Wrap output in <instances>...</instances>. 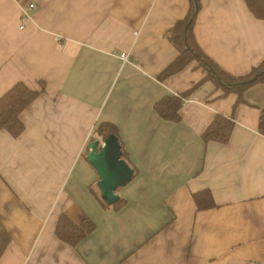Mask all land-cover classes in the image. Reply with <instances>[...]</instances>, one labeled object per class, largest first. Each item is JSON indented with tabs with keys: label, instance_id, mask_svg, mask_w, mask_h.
<instances>
[{
	"label": "crops",
	"instance_id": "0c3cea01",
	"mask_svg": "<svg viewBox=\"0 0 264 264\" xmlns=\"http://www.w3.org/2000/svg\"><path fill=\"white\" fill-rule=\"evenodd\" d=\"M189 10L190 0H0V98L17 84L39 93L20 136L0 131L10 237L0 264H264V82L241 100L203 82L177 120L155 111L205 78L196 62L159 78ZM193 36L231 77L264 62V20L244 0H200ZM217 116L232 122L229 139L205 143ZM104 125L133 170L111 207L85 159ZM61 217L93 229L71 246L55 235Z\"/></svg>",
	"mask_w": 264,
	"mask_h": 264
},
{
	"label": "trees",
	"instance_id": "16d2710c",
	"mask_svg": "<svg viewBox=\"0 0 264 264\" xmlns=\"http://www.w3.org/2000/svg\"><path fill=\"white\" fill-rule=\"evenodd\" d=\"M249 12L259 20H264V0H244ZM200 8V0H190V10L186 17L175 24L173 29L168 33L169 42L178 51L179 56L173 64H171L159 77L161 80L170 77L183 70L189 63L196 62L205 72L204 80L196 85L191 91L183 94L176 99L177 103L171 105L166 102H160L155 106V111L163 118L177 120V105H181L183 100L188 98L190 94L203 82H211L216 89L223 92V96L235 94L241 100L242 95L250 87L264 82V62L260 66L253 69L251 73L245 77L234 78L227 75L210 61L198 47L194 36L193 26L196 14ZM42 87V84H41ZM43 88H41L42 90ZM39 93L29 90L23 84H17L13 89L0 98V131H6L13 138L21 135L23 132V124L19 120L20 113L27 108L37 97ZM232 122L217 116L209 128L203 134V141L218 142L225 144L232 130ZM261 129L262 125H261ZM101 138H106L114 132L108 126L100 127L97 132ZM93 229V226L86 222L84 226L77 227L72 224L66 217H61L55 230L56 237L66 244L75 246L84 236ZM10 242L9 235L0 232V257Z\"/></svg>",
	"mask_w": 264,
	"mask_h": 264
},
{
	"label": "water",
	"instance_id": "95a60500",
	"mask_svg": "<svg viewBox=\"0 0 264 264\" xmlns=\"http://www.w3.org/2000/svg\"><path fill=\"white\" fill-rule=\"evenodd\" d=\"M98 177L96 188L100 200L108 207L119 201L117 190L129 183L133 170L122 158L121 145L114 134L91 140L85 156Z\"/></svg>",
	"mask_w": 264,
	"mask_h": 264
},
{
	"label": "built area",
	"instance_id": "2783aa9c",
	"mask_svg": "<svg viewBox=\"0 0 264 264\" xmlns=\"http://www.w3.org/2000/svg\"><path fill=\"white\" fill-rule=\"evenodd\" d=\"M36 9V1H33L32 3H30L26 8H23V10H22V18H21V21H22V25L20 26V29H23V27H24V22L26 21V20H28V17H29V13L31 12V11H33V10H35ZM120 58H121V60L122 61H127V55H125V54H122L121 56H120ZM246 264H256V263H254V262H248V263H246Z\"/></svg>",
	"mask_w": 264,
	"mask_h": 264
}]
</instances>
